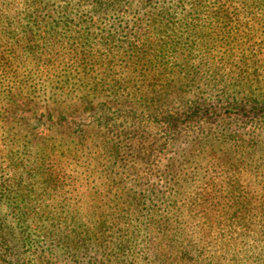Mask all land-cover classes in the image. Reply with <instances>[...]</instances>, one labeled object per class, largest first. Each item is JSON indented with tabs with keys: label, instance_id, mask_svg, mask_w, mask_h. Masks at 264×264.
Instances as JSON below:
<instances>
[{
	"label": "rangeland",
	"instance_id": "1",
	"mask_svg": "<svg viewBox=\"0 0 264 264\" xmlns=\"http://www.w3.org/2000/svg\"><path fill=\"white\" fill-rule=\"evenodd\" d=\"M107 4L0 0V51L17 69L16 75L2 77L0 100H21L40 118L36 122L31 117L34 121L27 124L0 119V168L4 178L20 181L22 194L0 198V264H184L164 255L153 258L149 248L156 242L164 253L171 243L189 250L195 264H264V31L249 22L263 49L258 58L263 67L249 69L246 80L196 75L194 93L200 90L209 101L224 96L248 105L246 118L253 122L245 139L251 143L235 153L232 166L209 161V151L202 160L186 162L177 180L180 187L169 184L167 189L179 194V204L187 196L200 198L191 201L197 207L179 214L171 207L174 198L165 200L159 188L152 191L154 181L146 173L130 164L114 165L94 145L120 131L144 135L147 146L159 137L161 123L117 117L113 105L133 106L139 114L144 111L139 100L165 98L167 91L141 95L138 86L154 78L165 88L171 81L182 82L179 71L186 64L175 68L177 76L156 69L165 66L167 38L187 29L185 7L170 1L152 11L131 1ZM232 6L242 8L238 2ZM161 8L167 15L154 22ZM258 17L264 20L263 8ZM167 60L170 67L181 58ZM147 70H155L151 79L143 78ZM120 85L130 93L118 91ZM172 98L169 111L175 116L185 113L186 101L194 99ZM37 125L48 131L32 142ZM207 130L193 127L173 142L166 157ZM115 204L125 213L117 212ZM192 228L202 235L186 245L181 238Z\"/></svg>",
	"mask_w": 264,
	"mask_h": 264
},
{
	"label": "trees",
	"instance_id": "2",
	"mask_svg": "<svg viewBox=\"0 0 264 264\" xmlns=\"http://www.w3.org/2000/svg\"><path fill=\"white\" fill-rule=\"evenodd\" d=\"M127 1H131L134 5L143 7L145 10L149 9L148 11L155 10L156 7H162L161 3L168 1L177 4L178 7H185L184 17L187 29L179 35H172L167 38L168 42L165 45L166 50L164 52L165 66L156 70L177 76L178 72L175 68L179 65H186L179 71L182 78L180 83L171 81L167 83L168 85L165 88L162 87V83H158L157 79L154 78L147 85L138 86V93L141 95L147 92L155 93L157 90L167 91L165 98H150L149 102L143 103H140L139 100L140 106L144 107V111L139 114L136 113L133 106L122 108L117 104L113 105L119 112L117 117L124 116L125 118H131L133 121L138 119L140 122L161 123L162 131L153 143L147 146L144 144L146 141L144 135L133 134L130 131H127V133L120 131L113 134L108 133L106 135L107 140H103L102 145L98 143L94 146L105 151V159L107 157L113 158L114 165L119 163L120 167L124 168L130 164L137 167L136 171L138 173H146L148 179L154 181L150 184L152 191L159 188L157 192L165 195V200L169 199L173 202L174 198L175 204H171V207L176 210V213L182 214L183 211L188 213L189 206L193 208L198 206L194 205V202L190 205L191 201H195L197 198L199 200L200 197L195 195L194 197L182 198L183 196H181L183 202L179 204V200H177L179 194L168 190L166 185L172 184V186H176L175 188H179L180 181L177 180L185 170L184 164L191 161V159H204L202 154L205 151L210 152L206 153L209 161H217L218 166L222 167L232 166L237 161L235 158L237 154L235 153L238 150L244 151L246 146L251 143L247 142L245 135L247 127L251 126L250 123L253 122V118H246L248 105L243 102H235L234 99L231 100L228 97L221 96L222 94L218 100L209 101L207 98H203L200 90L197 91V94L194 93L192 88L195 86L196 75H204L207 72L217 77H235V81L239 79L242 82L250 75L249 69L257 72L263 67V63L258 59L263 49L256 41L255 35L250 33L252 28L249 27V22L257 25L256 31H264V24L261 25L264 20L262 21L258 17L261 8L264 9V2L259 0H105V3L111 6ZM234 2H238L242 8H233L232 3ZM251 6H259L260 10H252L251 8L246 10L247 7ZM236 10H239V12L236 13ZM166 15V9L161 8L155 11L153 21L162 20ZM243 17H246L247 20H241ZM3 55L4 53L0 51V87L5 83L2 77H7L10 72L16 75L17 71V69H13L12 64L2 57ZM168 57L171 59L175 57V61L179 57L181 60L169 67ZM232 68H236V71ZM153 74H155V70H147L143 78L151 79ZM158 76L160 75L158 74ZM221 85L223 86V84ZM117 90L130 93L131 89L126 88V85H120ZM6 91L12 92V89L8 88ZM187 96H192L194 99L186 101L189 107L185 113L175 116L177 112L169 111V105L174 99L172 97L182 98ZM250 110L254 111L256 107H252ZM184 114L187 116L182 118ZM31 117L36 122L40 120L36 117L34 111H31L30 106L23 104L21 100L11 99V97L0 100V119L5 124H20L22 122L27 124L28 121H34ZM262 122L264 121L261 119L260 123ZM200 126H207L208 130L203 134L199 131L194 138H189L190 140L186 141V144L178 146L172 154L170 153L166 157V153L173 151L168 149L173 146V142L181 136L191 133L193 127L199 128ZM32 129V142L44 138L48 131V128H41L38 125ZM153 144L155 147L151 148ZM146 150L150 151L146 152ZM224 173L226 172L224 171ZM20 192V181L4 178L3 169L0 168V198L6 200L13 198L15 195L16 197H22V194H19ZM114 208L117 212L125 213V209L118 204H115ZM16 209L18 210V208ZM126 213H129V211ZM16 214L18 215V212ZM179 214H176V216L179 217ZM17 219L18 222L24 221L23 217ZM103 224L104 222L101 223L100 230ZM188 230H191V232L181 238L182 242L186 241V245H190L202 235L201 229L192 228ZM149 239H153V237H149ZM160 246L161 244L156 242L153 248H149V254L153 258L164 255L172 261H182L184 264H195L196 262L189 250H179L174 243L170 244L169 250L165 253Z\"/></svg>",
	"mask_w": 264,
	"mask_h": 264
}]
</instances>
